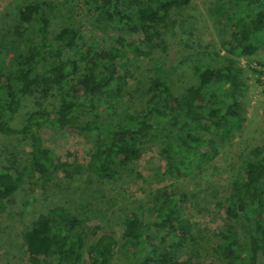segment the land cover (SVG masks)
<instances>
[{
  "label": "trees",
  "instance_id": "1",
  "mask_svg": "<svg viewBox=\"0 0 264 264\" xmlns=\"http://www.w3.org/2000/svg\"><path fill=\"white\" fill-rule=\"evenodd\" d=\"M189 0H94L97 17L107 20L116 35L114 46L105 49L115 59L104 56L101 45L86 44L73 24L62 22L52 34V10L36 2H26L17 10L12 34L8 39L16 45L10 55L0 47V135L30 136V168L40 175L53 174L54 156L35 135L49 119L60 129H69L90 140L94 170L108 181L124 172V163L137 161L142 145L152 135H164L170 143L166 173L169 177L203 169L218 155L219 148L239 130L243 111L240 103L242 84L229 65L214 67L201 64L195 68V84L174 96L161 80L152 81L146 89L141 113L117 115L118 93L124 83L118 71L120 48L139 50L121 35L129 30L137 34L145 26L141 44L152 46L159 38L170 10L188 4ZM79 6L89 5L78 0ZM220 7V4L216 5ZM227 23L238 33L252 39L264 33V0H236L235 8L224 10ZM240 56H249L254 46H238ZM56 65L48 67V60ZM121 70V69H120ZM75 80L77 90L71 104L66 101L68 79ZM60 97L56 111L34 113L23 125L13 127L12 119L22 101L33 93ZM108 96L104 107L103 98ZM112 117L106 119V112ZM94 114L89 118L87 114ZM170 115V116H169ZM129 172V171H128ZM20 174L0 166V202L8 201L18 190ZM232 193L224 199V212L230 216L240 239L227 236L216 247L230 264H264V150L253 151L240 164L231 184ZM149 208L140 209L132 201L124 203L118 213L122 236L128 243H116L102 237L87 243L78 231L79 220L60 208L39 215L21 234L25 247V264H111L118 255L134 252L136 264H180L173 244L182 238L178 219L184 201L179 191L158 188L149 195ZM141 215L142 220L138 217ZM150 227L156 236H149ZM130 245V246H129ZM131 249V250H130ZM230 255H234V258ZM234 260H238L237 263ZM185 264H189L187 261Z\"/></svg>",
  "mask_w": 264,
  "mask_h": 264
},
{
  "label": "rangeland",
  "instance_id": "2",
  "mask_svg": "<svg viewBox=\"0 0 264 264\" xmlns=\"http://www.w3.org/2000/svg\"><path fill=\"white\" fill-rule=\"evenodd\" d=\"M87 1L89 5L79 6L78 0H0V47L10 55L14 52L16 45L8 39H15L12 31L17 10L26 2H36L51 8L52 34L63 21L73 24L84 43L101 45L103 55L115 59L105 49L119 48L116 35L107 20L93 12L90 4L94 0ZM235 4L236 0H189L186 6L170 10L164 26L157 30L159 38H152V46L141 44L145 31L141 25L137 34L127 30L121 35L139 50L120 48L117 54L121 67L118 71L124 76L116 108L117 115L121 116L143 111L146 89L154 80H161L178 96L194 86L195 68L201 64L229 65L235 70L242 84L239 98L242 123L219 148L218 155L203 169L188 176L177 173L169 177L166 169L170 143L164 135H152L142 145L139 159L124 163L127 173L122 172L117 179L108 181L94 170L90 140L69 129H60L47 119L35 130V135L54 156L55 164L52 175L39 176L30 168V136L0 135V166L20 174L18 190L8 201L0 202V264H25L21 234L37 216L53 208L68 211L79 220L78 231L88 244L102 237L128 243L120 229L121 206L132 201L140 209H147L149 195L164 186L179 191L184 201L178 219V232L183 236L173 244L178 263L226 264L216 247L226 240L214 235L239 242L241 239L233 219L224 212L223 201L232 193L231 184L240 164L251 152L264 150V33L250 40L227 23L224 10H233ZM247 44L254 46L253 53L240 56L238 46ZM47 63L48 67L56 65L50 59ZM70 79L66 87L71 95L66 98L69 104L74 102L72 93L77 90L75 80ZM108 99V96L103 98L101 107ZM59 105L60 97L53 91L33 93L22 101L11 125L20 127L30 115L48 114ZM106 113L105 120L109 121L112 114ZM94 114L87 116L93 118ZM138 217L142 220L141 215ZM148 233L157 235L153 227ZM129 253L116 255L111 264H136L134 252ZM54 263L44 261L43 264Z\"/></svg>",
  "mask_w": 264,
  "mask_h": 264
}]
</instances>
